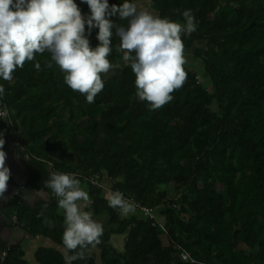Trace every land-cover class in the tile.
I'll list each match as a JSON object with an SVG mask.
<instances>
[{
    "label": "trees",
    "instance_id": "16d2710c",
    "mask_svg": "<svg viewBox=\"0 0 264 264\" xmlns=\"http://www.w3.org/2000/svg\"><path fill=\"white\" fill-rule=\"evenodd\" d=\"M75 2L87 19V3ZM150 4L160 18L181 24L182 12L192 11L196 30L182 33L184 57L195 48L205 72L201 77L185 63L186 82L158 110L136 95L115 34L108 59L119 67L101 74L104 88L93 103L65 84L55 62L47 67V51L16 68L12 81L0 78L1 106L11 113H0L3 150L27 158V188L49 196L35 205L21 196L11 203L10 217L47 241L34 264H264V0ZM98 31L88 35L93 48ZM50 171L76 174L91 191L92 209L108 217L110 229L86 259L66 260L73 253L63 245L64 212L44 187ZM95 174L142 215L123 219L105 199L104 185L90 182ZM145 207L156 217H145ZM115 234L126 236L125 248L115 246ZM0 250V264H32L21 244L3 241Z\"/></svg>",
    "mask_w": 264,
    "mask_h": 264
},
{
    "label": "clouds",
    "instance_id": "9594fccd",
    "mask_svg": "<svg viewBox=\"0 0 264 264\" xmlns=\"http://www.w3.org/2000/svg\"><path fill=\"white\" fill-rule=\"evenodd\" d=\"M82 2L90 8L87 19L75 0H0V78L12 81L16 68H23L37 53L47 51L51 54L47 67L51 68L55 62L65 73V84L93 103L104 88L101 74L119 67L108 59L115 34L119 39L116 50L123 53V60L130 62L135 74L136 95L147 101L153 111L169 103L173 99L171 94L187 80L182 33L190 35L196 30L192 11L182 12L185 23L181 24L154 16L145 9L138 10L129 0L120 5H109V0ZM117 15L128 21L127 26L110 19ZM93 28L99 29V44L95 48L88 39ZM34 67L39 71L41 64L36 62ZM4 92L0 85V96ZM3 135L0 133V198L8 189L11 175L6 166ZM44 187L58 198V208L64 212L63 245L73 253L66 255V260L86 259V253L100 243L103 233L102 225L92 218V213L83 210L89 202L88 193L74 173L50 171ZM105 199L122 215L135 210L134 202L125 199L119 190L108 191ZM47 207L43 205V209ZM13 220L17 222L15 217Z\"/></svg>",
    "mask_w": 264,
    "mask_h": 264
},
{
    "label": "water",
    "instance_id": "95a60500",
    "mask_svg": "<svg viewBox=\"0 0 264 264\" xmlns=\"http://www.w3.org/2000/svg\"><path fill=\"white\" fill-rule=\"evenodd\" d=\"M20 156L16 155L15 152H11L8 155V157L6 158V162H8V160L14 159V164L12 166H11V164L6 163L7 167H12V169H10L11 175H10V179H9L8 183L11 181V179H13V184H11L8 187L7 191L4 193V197L0 198V234L2 231L7 232V234L11 233V236H9L7 239L11 238L12 244H14L13 240L16 237L24 236V235H27L28 237H30V234L23 228H20L19 232H17V230L13 231L12 226H14V222L12 220L8 219L3 214V210H6V211L9 210V206L11 205L10 199L15 197V196H20L21 194H23V198L26 202L30 201V198H31L30 204L32 205L33 203H35V200H36L35 198L42 199L41 197L44 196L45 194H47L44 190L37 191L35 189L27 188L28 175H29L28 163H27V161H25L24 158H22L23 156H21V157ZM16 157L20 158L23 161L22 173H20V174H18L19 167H18V169H16L18 166V164L15 160ZM14 169L16 171H14ZM3 201H5L7 203L6 207L1 206V203ZM6 228H7V230H6ZM37 249H40V247H37Z\"/></svg>",
    "mask_w": 264,
    "mask_h": 264
},
{
    "label": "rangeland",
    "instance_id": "374dc122",
    "mask_svg": "<svg viewBox=\"0 0 264 264\" xmlns=\"http://www.w3.org/2000/svg\"><path fill=\"white\" fill-rule=\"evenodd\" d=\"M151 0H136L134 3L137 5L138 7V10L139 9H145L147 11H149L150 13H152L154 16H159L158 13L156 11H153V9L151 8V4H150ZM194 51H195V48H192L190 50H187L186 51V63L191 67V68H194V70H198L201 77L202 75L205 74V72L203 71V69L201 68V63L199 60H197L195 57H194ZM205 82L208 81V79H205L204 80ZM25 159V161H27L28 163V160L27 158L25 157H22ZM9 164H11V166L13 165V162H10ZM18 167H20V165L17 166L16 169H18ZM22 173V170L20 172H18V174ZM96 175H99V174H95L94 176ZM100 176V175H99ZM92 177V176H91ZM101 177V176H100ZM104 181H105V178L103 180V185H104ZM85 188L88 189L87 185H84ZM98 188H101V187H98ZM22 198H23V194L20 195ZM42 200H45L46 198H49L48 194H45L44 196L41 197ZM57 198V197H55ZM17 199V196L13 197L10 199V203H12L13 200H16ZM24 199V198H23ZM12 200V201H11ZM30 201H31V198H30ZM30 201H27L28 204H30L31 202ZM36 201V200H35ZM93 203H94V200H93ZM31 205V204H30ZM93 205V204H92ZM87 206H89V204H87ZM86 206V207H87ZM91 209V211H90ZM89 209V212L92 213V218L95 220V221H98V222H102V221H105L106 220V217L105 216H100V215H97L96 212L94 211V209H92V206L90 207ZM145 211V217L147 218H153V216L156 217V213L154 211V209H149L147 207H145L144 209ZM142 214V212H141ZM100 217V218H99ZM99 219H102V220H99ZM20 237V239L18 240L19 242L23 241L24 239H28L30 240L31 243H34L38 245V247L40 246V242L38 239L39 237H36V238H33L31 235L30 237H28L27 235H24V236H18ZM29 243L30 246H32L33 244ZM16 245V244H15ZM26 252L28 253L27 255V259H29V261H32L34 259V248H36L35 246H32V248L30 249L29 247H26V245H23Z\"/></svg>",
    "mask_w": 264,
    "mask_h": 264
},
{
    "label": "crops",
    "instance_id": "0c3cea01",
    "mask_svg": "<svg viewBox=\"0 0 264 264\" xmlns=\"http://www.w3.org/2000/svg\"><path fill=\"white\" fill-rule=\"evenodd\" d=\"M106 180V179H105ZM107 182V184L108 185H105V181H104V193L106 194L108 191H110L113 187H114V184L112 183V182H108V181H106ZM82 187V189L84 190V191H86L87 193H88V196H89V202L87 203V204H89V206H87V207H84V209L83 210H85V211H89V209H90V207L92 206V204H93V197H92V194H91V191L89 190V188L87 189V188H85L84 186H81ZM36 199V201H35V203H33L32 205H35L39 200H42V199H39V198H35ZM79 203H81V204H84L85 202H83V201H80ZM137 207H140V206H135V210L133 211V212H130L129 214H127V215H122L121 214V216H122V218L123 219H127V218H131V217H133V216H135V215H137V216H141L142 214H141V212L139 211V209L137 208ZM61 211L63 212V210L61 209ZM106 215V213H104V214H101L100 216H105ZM106 217V220L105 221H102V222H98V223H100L101 225H102V227H103V230H109L110 229V225L108 224L109 223V220H108V217L107 216H105ZM100 218V217H99ZM99 220H102V219H99ZM38 239H40L39 240V242L41 243L40 244V248L41 247H44V246H46V245H48L47 244V241L44 239V238H42V237H39ZM112 241H113V243L115 242V246L117 247V248H121V249H123V248H125V245H126V241H127V239H126V236L124 235V234H115V235H113L112 236ZM38 250L39 249H37L36 248V250H35V254H34V256L36 255V253L38 252ZM65 250V249H64ZM64 250L63 249H61V252H64ZM93 253H95L96 254V252L95 251H93ZM27 255H28V253H27ZM31 262V261H30ZM32 263V262H31ZM32 264H34V263H32ZM38 264V263H37Z\"/></svg>",
    "mask_w": 264,
    "mask_h": 264
},
{
    "label": "flooded vegetation",
    "instance_id": "af4514ba",
    "mask_svg": "<svg viewBox=\"0 0 264 264\" xmlns=\"http://www.w3.org/2000/svg\"><path fill=\"white\" fill-rule=\"evenodd\" d=\"M16 155H19L20 156V154H18V153H16ZM15 160H16L17 164L20 165V167L18 169V172H20L22 170L23 161L20 158H18V157H16ZM10 162H13V164H14V159L13 160H8V162H6V163L9 164ZM11 184H13V179H11V181L8 183V186H10ZM1 206L6 207L7 206V203L5 201H3L1 203ZM10 209H11V205L9 206V210H7V211L6 210H3V214L8 219H10V220H12L14 222V226H12L13 231H16L17 230V232H19V229L22 228V227L19 224H17V222H15L13 220V218L10 217ZM6 230H7V228H6ZM8 234H7V232H4V231L1 232V234H0V249L2 248V242L3 241L9 242L10 245H15V244L26 245V247H29L30 249L32 248V246H35L36 248L38 247V245L35 244V242L34 243H31L30 240H28V239H24L23 241L19 242L18 240L20 239V237H16L13 240L14 244H12V239L11 238L10 239H7L9 236H11V233L9 235ZM29 243H31L33 245L30 246ZM36 248H34V251L36 250ZM0 258H1V250H0Z\"/></svg>",
    "mask_w": 264,
    "mask_h": 264
},
{
    "label": "built area",
    "instance_id": "2783aa9c",
    "mask_svg": "<svg viewBox=\"0 0 264 264\" xmlns=\"http://www.w3.org/2000/svg\"><path fill=\"white\" fill-rule=\"evenodd\" d=\"M0 113H2V115L5 117L11 116L10 110L6 107H2L1 102H0ZM90 182L94 187H103V180L99 175L90 177ZM16 219L17 217L15 216V220Z\"/></svg>",
    "mask_w": 264,
    "mask_h": 264
},
{
    "label": "bare ground",
    "instance_id": "6f19581e",
    "mask_svg": "<svg viewBox=\"0 0 264 264\" xmlns=\"http://www.w3.org/2000/svg\"><path fill=\"white\" fill-rule=\"evenodd\" d=\"M10 169H12V167H9ZM14 171H16L15 169H14ZM17 173V172H16ZM47 247V246H46Z\"/></svg>",
    "mask_w": 264,
    "mask_h": 264
}]
</instances>
